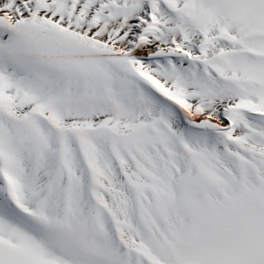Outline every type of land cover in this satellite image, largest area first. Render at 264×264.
Here are the masks:
<instances>
[{"label": "snow or ice", "instance_id": "obj_1", "mask_svg": "<svg viewBox=\"0 0 264 264\" xmlns=\"http://www.w3.org/2000/svg\"><path fill=\"white\" fill-rule=\"evenodd\" d=\"M0 264H264V0H0Z\"/></svg>", "mask_w": 264, "mask_h": 264}]
</instances>
